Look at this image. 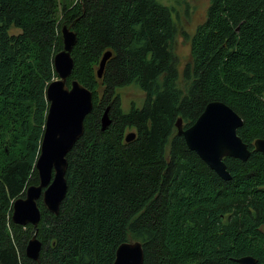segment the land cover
<instances>
[{"label": "trees", "instance_id": "trees-1", "mask_svg": "<svg viewBox=\"0 0 264 264\" xmlns=\"http://www.w3.org/2000/svg\"><path fill=\"white\" fill-rule=\"evenodd\" d=\"M65 1L0 0V264H38L26 256L36 230L13 222V205L40 184L62 25L78 35L68 85L91 90L94 109L67 156L59 215L38 202L39 264H114L118 247L137 241L144 264H239L247 256L264 264V154L254 146L264 139V0H209L193 36L158 0ZM179 34L190 42L182 75ZM128 86L145 94L142 107L123 109L119 91ZM215 101L243 119L237 133L251 151L246 162L224 159L229 181L176 126L181 119L188 129Z\"/></svg>", "mask_w": 264, "mask_h": 264}, {"label": "water", "instance_id": "water-1", "mask_svg": "<svg viewBox=\"0 0 264 264\" xmlns=\"http://www.w3.org/2000/svg\"><path fill=\"white\" fill-rule=\"evenodd\" d=\"M63 50L54 58L58 79L53 80L47 89L50 104L43 136L41 153L37 161L40 184L26 190L25 197L14 202L12 220L15 224H31L36 233L26 247L27 258L40 263L43 243L38 239V226L41 221L40 199L47 210L59 215L61 205L67 194L68 154L85 133V119L94 109L93 92L74 80L71 86L68 79L72 76L75 62L72 52L77 44L78 35L73 26L65 25L61 29ZM113 53L107 51L100 62L98 77H103L107 62ZM112 124L110 106L101 118V130L105 132ZM244 125L243 119L227 104L221 101L211 102L194 125L184 129L183 121L176 123L178 135L183 136L188 148L195 152L210 169L225 180L232 179L225 158L231 157L246 162L251 151L238 136V130ZM136 134L131 132L126 141L131 142ZM255 150L264 154V139L255 141ZM143 244L126 242L116 252L114 264H144ZM239 264H257L258 261L247 256L236 260Z\"/></svg>", "mask_w": 264, "mask_h": 264}, {"label": "rangeland", "instance_id": "rangeland-1", "mask_svg": "<svg viewBox=\"0 0 264 264\" xmlns=\"http://www.w3.org/2000/svg\"><path fill=\"white\" fill-rule=\"evenodd\" d=\"M65 0H60L64 2ZM166 6L175 9L174 19L181 25V30L188 35L193 36L197 27L202 24L207 18V10L209 0H158ZM66 3H72L73 0H66ZM64 25L60 28H63ZM176 55L180 63L179 72L182 75L185 64L190 59V42L181 34L178 35L176 42ZM122 97V106L125 111H129L131 104H136L137 107H142L145 101V94L136 86H128L120 89ZM134 132V131H131ZM131 132H128L127 135Z\"/></svg>", "mask_w": 264, "mask_h": 264}, {"label": "bare ground", "instance_id": "bare-ground-1", "mask_svg": "<svg viewBox=\"0 0 264 264\" xmlns=\"http://www.w3.org/2000/svg\"><path fill=\"white\" fill-rule=\"evenodd\" d=\"M65 26V25H64ZM185 129V128H184ZM133 133H135V132H133ZM136 134V133H135ZM39 205V204H38Z\"/></svg>", "mask_w": 264, "mask_h": 264}, {"label": "flooded vegetation", "instance_id": "flooded-vegetation-1", "mask_svg": "<svg viewBox=\"0 0 264 264\" xmlns=\"http://www.w3.org/2000/svg\"><path fill=\"white\" fill-rule=\"evenodd\" d=\"M127 142V141H126ZM129 143V142H128Z\"/></svg>", "mask_w": 264, "mask_h": 264}]
</instances>
